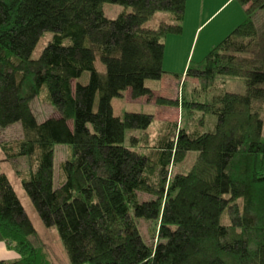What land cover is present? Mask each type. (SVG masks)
<instances>
[{
  "label": "trees",
  "instance_id": "obj_1",
  "mask_svg": "<svg viewBox=\"0 0 264 264\" xmlns=\"http://www.w3.org/2000/svg\"><path fill=\"white\" fill-rule=\"evenodd\" d=\"M236 1L244 22L185 77L198 82L197 97L217 77L247 81L248 93L182 101L187 115L215 117L214 130L164 123L153 144L137 145L132 136L133 150L124 147L125 132L144 133L154 118L114 115L111 103L127 92L132 100L153 99L145 83L165 74L164 40L181 35L186 0H0V131L21 130L18 139L0 141V150L6 161L25 159L21 189L42 226L56 230L68 264H264L263 124L255 107L264 104V28L255 22L264 0ZM104 4L131 12L111 20ZM156 13L170 15V23L144 28ZM46 34L51 41L32 59ZM40 95L57 117L38 123L31 102ZM57 146H68L70 157L56 177ZM189 152L197 153L191 170L172 175ZM138 194L151 199L139 202ZM142 220L152 225L150 244ZM0 235L19 256L11 264H48L2 173Z\"/></svg>",
  "mask_w": 264,
  "mask_h": 264
},
{
  "label": "rangeland",
  "instance_id": "obj_2",
  "mask_svg": "<svg viewBox=\"0 0 264 264\" xmlns=\"http://www.w3.org/2000/svg\"><path fill=\"white\" fill-rule=\"evenodd\" d=\"M130 12L131 10L129 8H124L119 5H113V4L103 5V13L105 17L111 20L116 19L118 15L122 13H130ZM170 18L171 17L168 14L156 13L152 20L145 23L144 28L155 29L158 26V24L162 21L170 23ZM255 22H256L257 30H262L264 28V15L257 17V20ZM202 36L203 35H201V38ZM51 39H52V34H46L44 38H42L39 41L32 54V59H37L39 57L41 51L44 49L47 43L51 41ZM222 40L220 39L216 40L215 43H212L210 45V48H208L206 52L208 53L210 50L216 47ZM65 44H67V42H65ZM198 48L199 45L197 49ZM201 59L203 58L197 56L196 53L193 60L191 61L192 65L193 66L198 65L202 61ZM98 67L101 69L103 68L99 62H98ZM162 78H161L162 80L159 81H146L145 83L146 87L156 91L151 101H147L146 98L132 100L128 92L125 93L123 98L114 99L112 101L111 104L113 107L114 115L122 116L124 113H142V114L152 115L154 118L151 126L144 133L126 131L124 147L136 150V146H133L130 141V138L132 136L138 140L136 141L137 145L141 146L147 138L150 141L148 143L153 144L155 139L158 138L156 136L158 135L159 130H162L164 123L176 124L177 128H183V129L198 128L200 133H211L215 127V122H216L215 117L211 115H204L200 111H196V114L193 115H187L185 111L181 110L180 103H182V101H185V103L197 102L199 104H205L206 101L209 98H212L214 95H221L224 93L246 95L248 93L247 81L240 78L217 77L216 87L208 91V94L205 93L200 97L196 96V95H200L201 92H200L199 84L195 79L187 78L186 80H181L182 81L181 82L177 80V78L179 79L181 78L180 76L175 77L172 74H164ZM87 81H88V75L84 73L80 78L79 82L85 85ZM192 91H196L198 92V94L192 95ZM42 96L43 95H40L37 99L31 102V109L38 123H41L47 119L57 116L55 110H53L44 101ZM158 98H162L164 100L172 102L176 106L170 107L166 105H158L155 102L156 99ZM255 107L259 111L260 119L263 124L261 141L264 143V104L255 103ZM95 109H96V102L94 106V110ZM199 124H203V125L199 126ZM70 125L71 124L69 123V126ZM20 135H21V130L19 125H13L4 131L2 130L0 131V141L5 143L11 142L18 139ZM54 155H55L54 170H55V176L57 177L60 164H62L64 160L69 159L70 157V150L68 146H57L55 148ZM196 157H197L196 152H189L186 158L184 159V161L172 169L171 174L174 175L178 173L179 174L188 173L191 170ZM0 159H1L0 161L1 171L5 172L8 175L14 189L19 193V201L22 204L25 212L27 213L30 221L32 222L35 228L36 236H32L30 238L32 244L34 245V247L38 249L39 248L43 249L46 256L49 257L48 264H66L67 259L63 252V248L56 233V230L54 228L48 230L42 226L29 199L21 189L19 179L14 176L15 170L21 171L25 169L26 167L25 159L24 158L17 159L16 163H10V165H9L10 161L9 162L5 161L1 153H0ZM150 199L151 198L149 196L138 194L139 202H143L145 200H150ZM137 223L143 241L145 243L148 242L150 244L149 231L152 225L143 220L138 221ZM221 224L222 225L228 224V219L225 214L221 217Z\"/></svg>",
  "mask_w": 264,
  "mask_h": 264
},
{
  "label": "crops",
  "instance_id": "obj_3",
  "mask_svg": "<svg viewBox=\"0 0 264 264\" xmlns=\"http://www.w3.org/2000/svg\"><path fill=\"white\" fill-rule=\"evenodd\" d=\"M263 15L264 12H261L256 17ZM244 19V11L236 0H186L181 35L168 36L164 40L162 68L165 70V74L180 76V79L177 78L179 81L186 80V70L189 65H192L191 61L195 54L197 53V56L204 58L207 55L206 50L210 48L212 43L227 37L244 22ZM201 35H203L202 38ZM198 45L200 49H197ZM150 90L155 95L156 91ZM0 153L2 154L1 150ZM16 161L17 159L8 162L10 165ZM21 171L15 170L14 176L17 177V173ZM0 173L4 174L11 183L8 175L1 171V168ZM14 192L19 199V193L15 189ZM18 260V254L3 241L0 235V263L11 264Z\"/></svg>",
  "mask_w": 264,
  "mask_h": 264
}]
</instances>
